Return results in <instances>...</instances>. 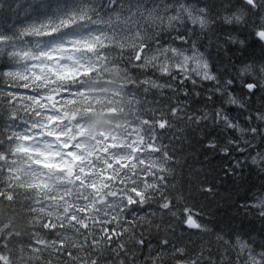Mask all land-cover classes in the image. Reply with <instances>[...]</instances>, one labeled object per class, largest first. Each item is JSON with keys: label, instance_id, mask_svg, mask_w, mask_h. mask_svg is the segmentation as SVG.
I'll return each mask as SVG.
<instances>
[{"label": "snow or ice", "instance_id": "snow-or-ice-1", "mask_svg": "<svg viewBox=\"0 0 264 264\" xmlns=\"http://www.w3.org/2000/svg\"><path fill=\"white\" fill-rule=\"evenodd\" d=\"M200 3L35 0L0 29V264H264V240H176L211 235L173 182L185 131L226 161L202 197L264 173V63L221 71L250 37L264 60V0ZM240 207L264 220V193Z\"/></svg>", "mask_w": 264, "mask_h": 264}, {"label": "trees", "instance_id": "trees-1", "mask_svg": "<svg viewBox=\"0 0 264 264\" xmlns=\"http://www.w3.org/2000/svg\"><path fill=\"white\" fill-rule=\"evenodd\" d=\"M34 2L35 0H0V29L12 28L18 25L19 21L25 17V8ZM147 2L149 5H160L162 3L174 4L175 0H147ZM186 2L203 6L200 0H186ZM216 2L218 3L219 0H216ZM224 28L230 29L231 26H224ZM216 35L222 37L223 33L222 31H217ZM241 38H244V36H241ZM207 41L208 37H205L204 43H207ZM231 48L232 51L227 56H223L221 71L225 67L230 66L229 56L233 65H239L241 60L244 62L258 61L264 63V60L261 59L260 45L254 38L250 37L248 39L246 51H237L238 46L235 45L231 46ZM211 50L214 52L216 50L215 40H213ZM219 60L220 58L218 57V63ZM235 94H241L239 87H237ZM149 98L151 99V96ZM248 103L251 111L261 109L264 106V94L257 92L255 96L248 99ZM231 114L239 115V112L233 107ZM240 119L243 123V118L240 117ZM185 137L183 151L179 154L180 159L176 165L173 182L176 184L177 189L188 198V202L194 206L196 211H199L201 207L205 209V214L201 216L200 222L208 225L211 235H197L195 230L190 231L183 227H177V242L187 245L190 249H196L207 246L208 241L210 239L214 240L216 234L222 236L227 234L225 239L234 240L235 236L239 235L245 240L247 238L249 241H255L254 246L260 244L264 240V220H261L258 213L253 209H248L246 214L240 205L244 204L246 200L251 203L254 196L264 193V187H262L264 186V173H260L255 166L249 164L242 172L243 179L234 177L219 181V191L215 198L202 197L197 190L198 183L206 176L216 182L215 178L222 175L221 169L226 161L219 155L205 149L199 143L198 132L185 131ZM237 158L241 157L238 156ZM4 208V205H0V215H2ZM215 247L217 245H213L214 249Z\"/></svg>", "mask_w": 264, "mask_h": 264}, {"label": "bare ground", "instance_id": "bare-ground-1", "mask_svg": "<svg viewBox=\"0 0 264 264\" xmlns=\"http://www.w3.org/2000/svg\"><path fill=\"white\" fill-rule=\"evenodd\" d=\"M244 201H245V200H244ZM253 215H254V214H253ZM245 219H246V218H245ZM243 220H244V219H243ZM257 221H258V220H257ZM239 224H240V223H239ZM221 232H222V231H221ZM226 235H227V234H226ZM226 235H225V236H226ZM223 236H224V235H223ZM250 238H251V237H250ZM254 238H255V237H254ZM261 238H262V237H261ZM243 239H244V238H243ZM255 239H256V238H255ZM246 240H248V239L246 238ZM259 241H260V240H259ZM258 245H259V244H258ZM258 245H257V246H258Z\"/></svg>", "mask_w": 264, "mask_h": 264}]
</instances>
